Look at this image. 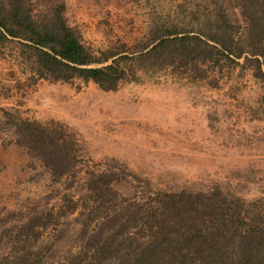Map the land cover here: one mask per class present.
<instances>
[{"label":"rangeland","instance_id":"rangeland-1","mask_svg":"<svg viewBox=\"0 0 264 264\" xmlns=\"http://www.w3.org/2000/svg\"><path fill=\"white\" fill-rule=\"evenodd\" d=\"M63 1L67 23L92 49L130 45L160 19L195 25L216 13L232 23L241 17L231 0ZM31 2L37 14L47 0ZM11 44H0L1 262L63 264L107 211L155 189L216 186L244 201L264 197V78L253 76L247 63L221 60L202 78L172 64L101 89L76 77L31 81ZM1 109L70 141L75 174L51 178L38 154L16 142ZM37 213L34 228L20 231V222ZM148 234L145 226L122 228L123 239L104 252L102 264H137Z\"/></svg>","mask_w":264,"mask_h":264},{"label":"trees","instance_id":"trees-1","mask_svg":"<svg viewBox=\"0 0 264 264\" xmlns=\"http://www.w3.org/2000/svg\"><path fill=\"white\" fill-rule=\"evenodd\" d=\"M231 3L241 14L234 18L236 23L218 13L193 21L195 25L160 19L149 25L143 39H133L130 45L119 42L92 49L67 23L63 0H47L37 14L31 0H0V44L12 43L17 62L31 81L76 77L90 79L101 89H114L121 79L137 80L172 64L188 77L202 78L221 60L247 63L253 76L264 78V0ZM1 111L16 142L38 154L51 178L75 174L78 165L67 150L70 141L38 122ZM213 188L155 189L132 195L131 201L107 211L102 224L86 233L84 244L63 264H102L104 252L121 242L118 235L128 226H145L149 231L147 242L136 254L137 264L160 260L162 264H264V197L244 201ZM40 216L33 214L20 222V231L34 228ZM87 248L93 251L85 257ZM24 259H4L0 264H20Z\"/></svg>","mask_w":264,"mask_h":264}]
</instances>
